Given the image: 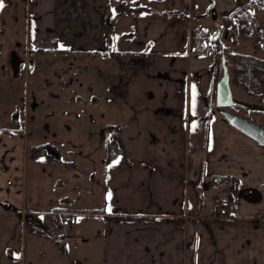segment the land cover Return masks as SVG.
Wrapping results in <instances>:
<instances>
[{"label": "crops", "instance_id": "crops-1", "mask_svg": "<svg viewBox=\"0 0 264 264\" xmlns=\"http://www.w3.org/2000/svg\"><path fill=\"white\" fill-rule=\"evenodd\" d=\"M247 1L216 0L217 15ZM3 3L0 264H264V147L216 112L214 58L191 52L204 3ZM227 175L231 220L211 208Z\"/></svg>", "mask_w": 264, "mask_h": 264}, {"label": "trees", "instance_id": "trees-1", "mask_svg": "<svg viewBox=\"0 0 264 264\" xmlns=\"http://www.w3.org/2000/svg\"><path fill=\"white\" fill-rule=\"evenodd\" d=\"M133 10L143 9L134 8ZM203 16L207 15H198L194 17V20L193 17L191 19L193 23L190 31V49L193 55L198 56L208 54L205 50V44L213 47L214 60L210 66V71L213 74L216 86L222 75L220 54H230L231 47L226 46L218 36L211 37L209 31L198 22ZM221 23L223 29L229 30L227 39L230 45L248 42L254 51L262 52L264 50V0H249L239 5L232 13L221 17ZM106 25L108 29L107 46L109 47L111 43V25L109 23ZM229 62L231 64L229 66L230 83L240 88L248 96L262 98L264 96V56L236 52L230 54ZM112 128L114 127L110 126L108 130L110 131ZM43 154L51 156L45 145L30 148V155L33 157ZM119 154L120 149L116 140L113 136H109L105 144V161H110ZM214 182L217 188L227 186L230 192L235 190L238 185L237 178L230 175L218 177ZM25 227L38 234L46 233L39 226L30 223L29 220L25 221ZM56 243L59 244L61 251H65L63 242L56 240Z\"/></svg>", "mask_w": 264, "mask_h": 264}, {"label": "water", "instance_id": "water-1", "mask_svg": "<svg viewBox=\"0 0 264 264\" xmlns=\"http://www.w3.org/2000/svg\"><path fill=\"white\" fill-rule=\"evenodd\" d=\"M209 5L205 11V15L211 14L213 18L217 17L216 13V0H208ZM222 75L216 84L215 90V106L216 112L221 118L229 124L231 127L240 131L258 145L264 147V129L258 124L249 121L248 119L239 116L228 109L235 104H241L232 95L230 86V73L229 66L231 65L229 59L225 57V54L221 55ZM250 110L264 112V106L252 104L244 105ZM52 152V151H49Z\"/></svg>", "mask_w": 264, "mask_h": 264}, {"label": "rangeland", "instance_id": "rangeland-1", "mask_svg": "<svg viewBox=\"0 0 264 264\" xmlns=\"http://www.w3.org/2000/svg\"><path fill=\"white\" fill-rule=\"evenodd\" d=\"M198 1H202L205 5L204 10L202 13H195V14H200V15H205V11L209 5L208 0H196V2ZM217 13V12H216ZM220 13V12H219ZM218 14V13H217ZM196 17V16H194ZM193 17V20H194ZM221 17L223 16H219L217 15L216 18H213L211 16V14H207V16H203L202 18H200V20L198 21L205 29H207L211 35V37H215L218 36L219 38L222 39V42L226 45V46H230L231 47V53H236V52H240V53H251V54H255V55H260V56H264V50L262 52H256L252 49L250 43L248 42H241L237 45H230L229 40L227 39V35L229 33V30L227 29H223L222 28V23H221ZM192 20V23H193ZM208 54L210 56H213L214 54V50L213 47H211L210 51H207ZM225 54V57L229 59L230 54H226V53H222ZM220 54V55H222ZM231 86V91H232V95L233 97L241 103V105H252V104H256V103H261V98H253L251 96H248L245 92H243L240 88L233 86L230 83ZM240 106H236L234 109L230 110L236 114H240V116H245L250 118L253 122H256L257 124L261 125L264 127V113H253L250 112L248 110H245L243 107ZM215 106V105H214ZM212 208V207H211ZM214 216V215H213ZM215 217V216H214ZM216 218V217H215ZM223 220H228L223 219ZM231 220V219H229Z\"/></svg>", "mask_w": 264, "mask_h": 264}, {"label": "built area", "instance_id": "built-area-1", "mask_svg": "<svg viewBox=\"0 0 264 264\" xmlns=\"http://www.w3.org/2000/svg\"><path fill=\"white\" fill-rule=\"evenodd\" d=\"M205 50L210 51L211 46L205 44ZM212 214L219 219H232L235 217L239 204L231 197V192L227 186H220L216 189L211 200ZM69 223L66 221L60 222L57 220L51 223V232L53 237L61 242L67 241L69 238Z\"/></svg>", "mask_w": 264, "mask_h": 264}, {"label": "flooded vegetation", "instance_id": "flooded-vegetation-1", "mask_svg": "<svg viewBox=\"0 0 264 264\" xmlns=\"http://www.w3.org/2000/svg\"><path fill=\"white\" fill-rule=\"evenodd\" d=\"M257 105H262V106H264V96L261 98V103L259 102V103H256ZM241 104H235L234 106H232V107H230L228 110L230 111V110H232V109H234L236 106H240ZM241 107H243L245 110H248V111H250V112H253V113H257V112H260V113H264V112H261V111H254V110H250V109H248V107H246V106H244V105H241ZM230 112H232V111H230ZM234 113V112H233ZM236 114V113H235ZM237 115H239L240 116V114H237ZM242 117H244V118H246V119H248L249 121H252L250 118H248V117H245V116H242ZM253 122V121H252ZM254 123H256V122H254ZM257 124V123H256ZM259 125V124H258ZM260 127H262L263 129H264V127L263 126H261V125H259Z\"/></svg>", "mask_w": 264, "mask_h": 264}, {"label": "snow or ice", "instance_id": "snow-or-ice-1", "mask_svg": "<svg viewBox=\"0 0 264 264\" xmlns=\"http://www.w3.org/2000/svg\"><path fill=\"white\" fill-rule=\"evenodd\" d=\"M4 7V3H3V0H0V9H2ZM111 194H109L110 196ZM110 210V209H109Z\"/></svg>", "mask_w": 264, "mask_h": 264}]
</instances>
